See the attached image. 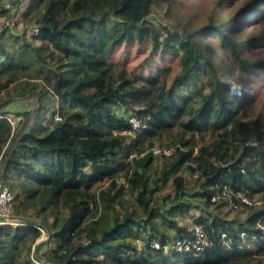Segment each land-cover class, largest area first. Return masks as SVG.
I'll return each mask as SVG.
<instances>
[{"label":"trees","instance_id":"trees-1","mask_svg":"<svg viewBox=\"0 0 264 264\" xmlns=\"http://www.w3.org/2000/svg\"><path fill=\"white\" fill-rule=\"evenodd\" d=\"M228 1L186 34L151 19L158 7L177 12V0H10L0 10H16L0 33V185L14 193L9 216L49 234L36 244L38 225L0 222V264H264V122L243 101L248 76L264 75V55L248 53L264 46V25L244 29L264 19V0L221 14ZM110 32L115 46L151 37L180 70L128 74L105 54ZM17 95L39 104L20 134L33 110L13 124ZM231 200L243 217L223 213ZM197 225L207 244L177 249Z\"/></svg>","mask_w":264,"mask_h":264},{"label":"rangeland","instance_id":"rangeland-1","mask_svg":"<svg viewBox=\"0 0 264 264\" xmlns=\"http://www.w3.org/2000/svg\"><path fill=\"white\" fill-rule=\"evenodd\" d=\"M178 1V11L169 12L163 7H158L155 12L151 15V19L157 24L158 28L161 26H168L174 31H179L180 33H189L196 28L202 26L207 27L209 23V15L215 5L217 0H177ZM247 0H231L222 4V8L219 12L221 14H227L228 11L239 10ZM10 3V0H1L2 3ZM233 5V6H232ZM12 8V5L11 7ZM16 11V10H15ZM259 16V14L257 15ZM260 18V16H259ZM6 22L11 23V18L5 19L0 18L1 26ZM8 24V25H9ZM7 25V26H8ZM264 25V19L259 20L258 24L249 28L250 25L244 27L247 34L249 32H259ZM21 32V31H20ZM162 36H165L166 32L162 30ZM207 33H203V40L205 44L210 45V47H215L217 44V39L214 36L207 40ZM116 36L114 33L110 32L107 37L106 45L104 46V51L106 56L114 61L119 68L125 70L128 74H145V75H155L160 71V69L171 66L173 69V74H176L180 70V60L177 55L173 54H163L162 48L154 50V45L151 37L145 38L144 41L140 42L137 39L131 42H123L120 45L115 46L114 41ZM211 40V41H209ZM214 51V57L218 60V64L223 70L226 79H233L236 74L231 70V68L223 60L221 54H217V48H212ZM224 53V51H223ZM250 55H264V46H253L248 52ZM264 75L257 76L256 74H250L245 81L243 86V101H245V106L251 115L252 120L259 119L264 122ZM11 111L9 117L13 118L16 113L28 110H38L39 104L35 98L23 97L22 95H17L11 98ZM6 108V107H5ZM36 113V112H35ZM20 116V115H18ZM135 136V134L133 135ZM3 168V166H2ZM184 175L188 178L189 184L192 187L191 192H193L195 186V177L189 171L182 169ZM1 171V170H0ZM2 172V171H1ZM0 172V173H1ZM4 185V184H3ZM2 187V185H0ZM217 198V196H216ZM12 207V206H11ZM11 207L3 216H9L11 213ZM223 213H228L230 219H234L237 216L243 217L245 211L241 210L239 207L233 205L232 200L224 206ZM200 214V212L193 213V216ZM180 220L184 223L191 224V217H180ZM9 223L16 224L14 221H8ZM49 239V234H47L44 228H41L40 235L36 244L39 241L45 243ZM181 242V241H180ZM178 242L176 244L177 249L180 248L181 244Z\"/></svg>","mask_w":264,"mask_h":264},{"label":"built area","instance_id":"built-area-1","mask_svg":"<svg viewBox=\"0 0 264 264\" xmlns=\"http://www.w3.org/2000/svg\"><path fill=\"white\" fill-rule=\"evenodd\" d=\"M11 5L10 3H2L0 4V10L2 8H10ZM38 32V29H36V32ZM13 124H16L17 122H19L22 117L21 116H16L13 118H10ZM132 126L134 128H138L140 127L141 123L140 121L135 118L132 117L130 119ZM154 153L155 154H160V153H165V154H171L172 151L170 149H161L156 147L154 149ZM217 199L216 197H213V200ZM14 201V193L6 186H2L0 187V216H3L7 211H9L12 203ZM241 201L247 204H251L252 202L250 201V199H248L245 196H241ZM236 206V205H235ZM8 217V216H5ZM2 220V219H0ZM9 220L6 219V221H0L2 223H9ZM179 244H181L179 250H192V249H197L200 250L204 245L207 244V241L205 240V236L202 230V227L200 225L195 226V238L193 239H188V240H183L181 241Z\"/></svg>","mask_w":264,"mask_h":264},{"label":"water","instance_id":"water-1","mask_svg":"<svg viewBox=\"0 0 264 264\" xmlns=\"http://www.w3.org/2000/svg\"><path fill=\"white\" fill-rule=\"evenodd\" d=\"M15 12L13 13L12 17L14 16ZM8 24H9V22H6L4 25H2V27L0 28V33L7 27ZM35 112H36V110L34 109L32 111V113L29 115V117L26 119V121L24 122L19 134L27 126V124L32 119V117L35 114ZM6 166H7V159H5V161L3 162L2 172L0 173V181L2 180L3 176L5 175ZM0 219H8L9 221H15V222H17V221H28L32 225H34V224L38 225L39 228H41L40 226H42V224L40 222H35V221H32V220H26V219H22V218L13 217V216L12 217L11 216H8V217L0 216ZM42 243H43V241H39L37 244H42Z\"/></svg>","mask_w":264,"mask_h":264}]
</instances>
